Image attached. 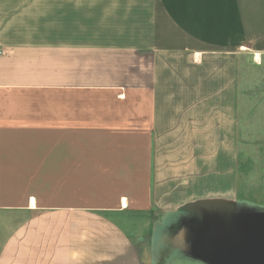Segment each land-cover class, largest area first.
I'll return each mask as SVG.
<instances>
[{"label":"crops","instance_id":"obj_1","mask_svg":"<svg viewBox=\"0 0 264 264\" xmlns=\"http://www.w3.org/2000/svg\"><path fill=\"white\" fill-rule=\"evenodd\" d=\"M262 154L264 0H0V264H150L189 212L239 232Z\"/></svg>","mask_w":264,"mask_h":264},{"label":"rangeland","instance_id":"obj_2","mask_svg":"<svg viewBox=\"0 0 264 264\" xmlns=\"http://www.w3.org/2000/svg\"><path fill=\"white\" fill-rule=\"evenodd\" d=\"M250 161V154H243L248 173L253 168ZM242 188L246 197L238 206L239 232L221 233L220 226L233 228L236 224L233 218L219 219L217 214L161 217L150 264H264V190L259 187L250 196L251 187Z\"/></svg>","mask_w":264,"mask_h":264},{"label":"bare ground","instance_id":"obj_3","mask_svg":"<svg viewBox=\"0 0 264 264\" xmlns=\"http://www.w3.org/2000/svg\"><path fill=\"white\" fill-rule=\"evenodd\" d=\"M257 59H259L258 55L256 56Z\"/></svg>","mask_w":264,"mask_h":264}]
</instances>
